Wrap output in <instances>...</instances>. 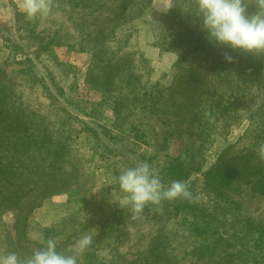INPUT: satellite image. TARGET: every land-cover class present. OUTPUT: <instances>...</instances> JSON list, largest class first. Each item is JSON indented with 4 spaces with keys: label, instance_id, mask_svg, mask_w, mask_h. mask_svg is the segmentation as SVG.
Instances as JSON below:
<instances>
[{
    "label": "rangeland",
    "instance_id": "1",
    "mask_svg": "<svg viewBox=\"0 0 264 264\" xmlns=\"http://www.w3.org/2000/svg\"><path fill=\"white\" fill-rule=\"evenodd\" d=\"M99 1L112 4L51 0L47 17L29 19L20 11L21 0H0V167L13 157L7 149L14 146L20 151L15 164H23L20 178L13 167L10 186L0 174V202L17 196L10 208L0 204V255L18 249L15 240L34 251L45 233L57 241V251L72 254L79 238L89 234L93 254L88 264H209L221 248L219 242L193 253L196 239L180 219L151 217L145 209L137 216L120 203L123 195L115 177L134 166L139 153L158 170L168 156L185 152L187 190L197 193L207 210L218 215L217 221L223 220L219 206L228 210L219 198L234 201L240 224H248L249 237L264 246V234L259 237L264 231V195L253 189V182L264 176L259 155L264 146V54L214 45L206 35V51L201 49L193 33L198 29L193 23L195 0H184L169 29L162 16L173 0H146L134 18L110 15L114 27L102 47L97 41L93 47L80 45L81 16L69 6ZM245 2L247 12L253 13L256 0ZM28 24L55 42L47 50L37 49ZM226 54L233 57L231 63ZM102 65L106 68L100 70ZM213 69L228 75L231 84L211 81ZM107 71L110 78L99 84L97 77ZM194 77L199 81L192 83ZM16 117L21 118L16 120L20 127L13 123L15 128H8L5 118L10 122ZM100 127L123 139L109 140ZM218 158L234 175L221 189L222 197L207 190L203 177ZM31 185L36 187L29 189ZM222 226L229 231V225ZM44 227L59 233H44ZM252 250L259 258V248ZM17 251L23 260L29 256ZM80 264L87 263L81 259Z\"/></svg>",
    "mask_w": 264,
    "mask_h": 264
},
{
    "label": "trees",
    "instance_id": "2",
    "mask_svg": "<svg viewBox=\"0 0 264 264\" xmlns=\"http://www.w3.org/2000/svg\"><path fill=\"white\" fill-rule=\"evenodd\" d=\"M54 1L57 2L59 0H54ZM109 1H112V4L106 5V3H102L100 1L97 4H95L96 3V0H95V3H87L86 5L85 4L79 5L80 3L79 4L76 3L75 5H71V7L69 6L70 10L77 12L81 16L80 17L81 19L80 23L82 27L81 32H83L82 35L84 37L81 38V43H79L80 45H83L86 43V46L88 44H91L88 46L93 47L94 46L93 43L95 44L96 43L95 41H97V43H99V46L102 47L103 44L108 40L107 38H109L110 34L112 33V30H113L112 28L114 27V23H111V22L113 21L114 18L116 17L121 18L124 15L132 16L131 18H134L137 15H139L140 12H142L143 7L146 5L144 4L146 0H137V1L136 0H125L124 4L117 3L116 0H109ZM183 2L184 0H173L172 6L170 7V10L168 11V13L164 15L160 14V17L163 15L162 23L163 22L167 23L166 24L167 29L170 28L171 22L173 18L175 17V15L178 13L179 7L183 5ZM192 6H194V3H190L188 7L192 8ZM111 14H114L115 16L114 17L112 15L113 19H110ZM191 15L193 14L191 13ZM193 23H194L195 28L196 27L198 28V29L196 28L197 30L193 32L194 35L197 36L194 38H196V41L200 43V46H201L200 48L206 51L205 48L207 47V44L206 42H204V38H205V35L207 36V34L201 30L199 24L197 23V20H195ZM27 29L29 30V38H32V40H35V42L37 43V46H36L37 49L47 50L48 47H50L51 44L55 42L54 39H50V38L46 39L45 37H42L39 33L35 31L33 26L30 24L27 25ZM90 33H94L93 39L91 38ZM94 66H96L95 68L98 67L96 63L94 64ZM103 68H106V67L102 65L100 67V70H102ZM211 73H212V76H214V78L212 79L211 77H209L210 75H208L209 79L211 78V81L219 85L228 87L229 84H231L232 82V81L229 82L228 75L221 76L217 74L218 72H215L214 69L211 71ZM110 76H111L110 73L107 71V74L100 75L99 77H97L96 80L98 81L99 84H101L103 80L107 81L110 78ZM199 78L200 77H194L191 79V82L192 83L198 82ZM98 79H102V80H98ZM233 81L235 82L236 80L234 79ZM114 106H117V110H118V102H115ZM208 112H210V110L206 111L204 114L206 115V113L208 114ZM16 120H21V118L16 117L15 120H11L10 122L8 118H5L6 126H8V128L14 129L16 125L19 128L22 123ZM0 123L1 125L4 123L3 119H0ZM13 123L15 125H13ZM4 126L5 125H3V127ZM103 127H100L101 129L100 132L102 134H106L109 140L114 141V139H117V140L120 138L123 139L120 135L111 134V131H106V129ZM89 129L92 134L97 136L98 132L96 130L91 129V128ZM31 141L33 145L37 144V140L32 139ZM29 142L30 141L28 142L26 141V143H23L24 146H21V147H26ZM129 143L132 144L131 142ZM124 149H125V152L127 151L132 152L131 149L129 150L127 148H124ZM8 150L11 151L10 155L13 157L12 158L10 157V160L6 163V165H4V167L2 168L0 167V174H3L4 176H6L7 178L6 181H8L6 184L10 186L11 183L9 182V180H10V177L13 176L12 174L14 172L13 167H15L14 169L17 172L16 178H20L21 173L19 172V170H21V166H23V164L20 163L17 166L15 164L16 156L20 154V151L15 146L8 148L7 151ZM122 154L123 155H121V157H124V154L126 153L122 152ZM187 157L188 156L186 155L185 152H180L176 154L175 156H172V157L168 156L167 161L159 165L158 171L161 176V179L165 181V184L171 183L173 181H180L183 183L184 181L188 179L190 172L187 170L185 165H183L184 160ZM26 158H28L27 155H26ZM220 160L221 159L218 158L217 163H215V165L212 166V168L203 172V177H204V185L207 188V190L209 192H212L222 197L220 194L221 189L230 185V183L233 180L234 175H232L233 173L232 167L231 166L227 167L226 163L221 164ZM141 161L146 162V163L149 161V159L146 158L144 153L143 154L139 153V155L137 156L136 163L141 162ZM40 179L44 180V178H40ZM21 183H19L18 186L22 185ZM32 187L34 188L36 187V185L29 186V189ZM253 189L258 191L260 194L264 195V176L258 177L253 182ZM20 191L22 192V187ZM188 192L190 193V195L186 198L179 197L174 200H163L158 205H152V204L147 205L145 208V214L146 215L151 214L150 215L151 217L160 216L164 219H168V218L175 219V217H177L178 219H180L181 222H184V224L186 225V228L188 229L189 234L196 239L194 249L192 250L193 253H197L200 248L202 249V252H203L207 247H210L212 243L215 244L216 242H219L221 248L218 249L217 256L211 259H208L209 261L207 262H210L209 264H216V263L218 264H264V246L261 245V243L259 242L260 240L252 239L249 237L248 235L249 225L248 224L243 223L244 226L240 224V220L236 216V203L234 201H232L231 199L219 198V203L220 204L224 203L228 205L226 207L228 208V210L225 211L224 210L225 207H222V205L219 206L218 209L223 210L221 213L223 214L221 216L223 220L217 221L216 219L218 215L212 213V211L209 212L207 210L205 205L202 204L201 202L202 200H200L201 198L198 199L197 193L194 190H189V189H188ZM6 196H9V193L3 197H6ZM5 199L7 201L3 204V200ZM16 200H17V196L13 198H9V197L2 198V202H0V204L3 205L2 208H10L11 205L14 206L17 203ZM6 206H9V207H6ZM223 212L224 213L226 212L227 214H229V219L225 218L226 215H224ZM67 219L68 217L64 220V223H66L65 221H67ZM112 221H114L113 218H112ZM25 224H26V219L23 223L24 225L23 239L27 241L28 238L26 234H27L28 229L26 228ZM223 224L229 225L228 227L229 231H226V229L222 226ZM65 227L66 225H63L62 230H64ZM235 227H239L240 230L239 231L236 230ZM47 229L48 228H45V227L44 229L42 228V230H44V233L47 231H50L51 229L52 231H54V233H59L58 229L55 230L54 227H50V230H47ZM263 234H264V231L261 230L259 237H261ZM50 238L51 236L49 237L48 234L45 233L43 244H39L36 242V246H38V249L43 247ZM11 242L12 243L15 242V245H17L19 248L9 250L10 253L15 252L18 254V256H20L17 251L19 249H21V252H24V254L28 253L29 255H31V253L33 252V251H29L26 246L23 247L21 244H19L17 240H15L14 242L13 241ZM198 243H201V245H198ZM255 248H259V251L261 252L260 255L258 254V252H256L259 258L253 254L254 251L252 249L255 250ZM92 254H93L92 251L87 249L84 253L81 254L82 258H79V259L84 260V262L88 264L90 259H92ZM249 254L251 255L249 256ZM21 260H23V258H21ZM80 260H79V264H80Z\"/></svg>",
    "mask_w": 264,
    "mask_h": 264
},
{
    "label": "clouds",
    "instance_id": "3",
    "mask_svg": "<svg viewBox=\"0 0 264 264\" xmlns=\"http://www.w3.org/2000/svg\"><path fill=\"white\" fill-rule=\"evenodd\" d=\"M247 8L245 0H195L194 15L209 43L258 56L264 54V0H256L251 14ZM20 11L29 19L47 17L52 11L51 0H21ZM224 59L231 63L233 57L226 54ZM259 155L264 159V146ZM115 182L123 195L120 203L129 206L137 216L149 204L158 205L163 200L190 195L184 183L165 184L159 171L142 161L123 168ZM92 242V236L84 234L74 245L72 254H62L57 251V241L49 239L24 260L15 252L0 255V264H79L81 254Z\"/></svg>",
    "mask_w": 264,
    "mask_h": 264
}]
</instances>
